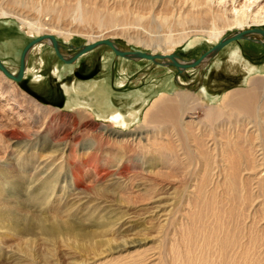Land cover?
Segmentation results:
<instances>
[{
	"label": "rangeland",
	"instance_id": "rangeland-1",
	"mask_svg": "<svg viewBox=\"0 0 264 264\" xmlns=\"http://www.w3.org/2000/svg\"><path fill=\"white\" fill-rule=\"evenodd\" d=\"M245 4L213 2L228 17L232 5ZM249 8L248 14L260 13L264 0ZM68 12L49 8L40 15L71 33L53 36L63 58L98 36L112 39L118 51L152 53L151 40L177 32L159 19L102 27ZM248 28L264 25L228 27L221 36ZM36 38L16 19H0V61L10 72H17L23 48ZM251 38L227 43L197 68L176 67L166 58L118 56L107 45L65 62L49 44L28 53L19 82L0 71V212L6 215L0 219V264H264V37ZM215 44L194 38L170 54L195 60ZM234 47L242 51L239 60L233 59ZM248 64L253 72L247 73ZM74 80L78 91L66 93ZM88 82L95 83L89 95ZM202 86L208 89L204 102ZM211 94H226L227 100L215 102ZM108 97L115 110L106 109ZM125 97L136 101L138 114L124 126L113 125L111 114L131 111L121 101ZM70 101L111 114L94 120L68 107ZM14 135L24 143L30 139L25 151L14 147ZM63 136L69 143L63 158L48 157L35 140ZM87 141L97 144L93 159L111 153L106 163L78 162V146ZM73 161L82 166L83 199L69 183L67 164ZM117 167L126 169L119 178L96 179L97 169ZM50 175L59 176L53 195L31 194L30 185Z\"/></svg>",
	"mask_w": 264,
	"mask_h": 264
},
{
	"label": "bare ground",
	"instance_id": "bare-ground-1",
	"mask_svg": "<svg viewBox=\"0 0 264 264\" xmlns=\"http://www.w3.org/2000/svg\"><path fill=\"white\" fill-rule=\"evenodd\" d=\"M214 1L215 0H0V19L14 18L17 20V22H19L22 26H24L28 30L29 33L38 35V37L41 38V40L35 43L34 45H32V47H30V49L26 53V56L24 59V66H25L24 71L25 69L26 70L28 69V67H26V60L28 57V53L33 49L35 45H40V46L49 45L52 43L50 40V36H54L57 34L64 35L66 38L71 36L70 32L68 31L64 32V30H62L61 28H56L54 25H51L52 18L51 19L41 18L40 15H42L43 11H48L49 8H64V11L66 13H69L68 10L69 8H71V12H70L71 16H74L75 19L83 20V21L84 20L94 21V23H96L97 26H102V27H110L113 25H122V27H125L127 24H137V23L139 24L143 20L148 21L150 19L154 21L156 19H159L161 24H163L164 26L166 25L168 29H170L171 27H175L177 32L173 37L171 36V34H169L163 39L158 38L156 41L151 40L150 42H154V44H151L153 51L152 53H149V54L159 55V54H156V51L159 49V50H162L163 52L162 55L164 56L173 55V59H169V58H166V59L174 60L181 65H185L192 60L185 61L184 59L177 56L175 53L170 54V52H172V50L176 46H179L181 44L190 46L191 42L194 41V38H202V37H208L212 41H217L218 43L220 40L226 38V37L223 38L221 35L225 31V29L228 27L229 28L231 27L241 28L245 25H249L250 22L255 25H264V10L261 9L260 13L258 14H255L252 12L250 13V11H249V14L247 13L248 10H251L249 7L253 4L255 0H248V4L242 5L239 9H236V7L232 5V7L230 8L232 12L230 17L225 15L224 12L226 10L221 11V10H218V8L216 9V7L213 5ZM235 1L236 0H234V2ZM96 8L97 10H95ZM230 10H228V12ZM32 11L34 12L33 13L34 15H32L31 13ZM131 18L133 19L131 20ZM50 22L51 24H49ZM250 29L252 28L239 31V32H246L245 38H242V39H248V38H251V36L254 34H259L256 32L253 33L251 31L250 32L247 31ZM262 36L264 37V35ZM98 37H99L98 39L99 41L106 40V39L110 40L113 46V48L110 46L112 51H114V49L116 50L119 49L117 44L112 39L108 37H100V36ZM99 41H96V42H99ZM90 44H93V43H90ZM90 44H86V45H90ZM102 45H106V44H102ZM58 48H59V45H58ZM215 53L216 51L209 52L200 61L199 64L193 67L197 68V67L204 65L206 59ZM122 57H125V56H122ZM64 58H66V60L69 59L68 56H64ZM241 58L242 56L239 52L236 51L233 54V59L239 60ZM74 61L75 60H72L71 62H74ZM181 67L183 68L184 66H181ZM247 69L248 71L252 70V68H247ZM82 86L84 85L82 84ZM69 87L71 88V86ZM65 88H67V86H65ZM74 88H76L75 85H74ZM199 93L201 97H203L201 98V102H204L205 101L204 98L206 97L204 87H202L199 90ZM164 94H165L164 92H161L159 94V97L163 96ZM138 96L139 95L137 94V95H134L133 97L137 98ZM226 96H227L226 94H223L220 101L222 99L224 100ZM184 98H185V94L180 95L177 99L178 104L183 103L185 101ZM148 111H149V108L146 110L145 116L149 114ZM82 113L83 115L85 114V115L90 116V113H88L86 110H83ZM137 114H138V111L136 110L129 111L126 114V116H123L121 112H115L111 114L112 116H110L108 120L113 125L119 124L121 126H124V123L128 119L134 120ZM11 138L14 139L15 141L14 147L16 149L22 150L23 152L28 148V144H29L28 141L30 140L29 138L26 140L27 141L26 143L21 141V138L16 135L12 136ZM36 139L41 140L39 147H41V145L42 146L44 145L45 149L48 152V157L59 156L58 158H63L62 156H64L66 152L65 148L69 144L66 136L52 137V138H47V139L35 138V140ZM81 145H85V146L80 147ZM78 148H79L77 150L78 162L81 165L83 163H87V164L89 163V165L92 164L94 166V164L98 165L99 161L102 163L103 162L106 163L107 158H110L111 156V153L108 152L104 156H101L100 159L97 156L95 157V159H93L94 149L97 148V144L91 141L80 143ZM41 163L45 164L44 161H42ZM79 163L74 162V161L68 162L67 166L69 169L68 170L69 180L71 181L69 183H72L79 189V190H76L74 194L79 196L80 199L81 198L83 199V198L88 197V195L84 190L87 188L83 187L82 188L83 190L80 189L81 184L79 181V173L82 171V166H80ZM113 171L114 172H112V170L107 169V168L97 169L95 171L96 179L100 181L110 175L119 178L126 172V169L125 168L121 169L117 167ZM57 176L58 175H55V176L50 175L48 177L46 176L47 178L45 180H42V177H38L37 179L38 181L36 182V184L30 185V188L32 189L31 194L32 193L34 194L35 191L36 193H39V191H42V192L44 191L45 193L48 194V196L53 195L52 193L49 194V191H51L53 187L56 185L58 177H59ZM161 206L156 207V208H161ZM39 209H42V207H40ZM160 210L161 209L157 210L156 212L159 213ZM113 215L114 213H110L106 219L110 218ZM162 215L163 213H159L157 216L159 217ZM4 218H6L5 213L0 212V219H4ZM108 222H111V221H107V223ZM49 228H50V231H52L53 226L48 227L46 229L48 230ZM70 230H71V227H67L63 229V231H70ZM25 231H28V230H25ZM124 246L125 244H123L122 246H116L114 247V249L120 250Z\"/></svg>",
	"mask_w": 264,
	"mask_h": 264
},
{
	"label": "water",
	"instance_id": "water-1",
	"mask_svg": "<svg viewBox=\"0 0 264 264\" xmlns=\"http://www.w3.org/2000/svg\"><path fill=\"white\" fill-rule=\"evenodd\" d=\"M247 31H251L253 33H259L261 35H264V30L261 28H252L250 30ZM245 33L246 32H237L229 37H226L222 40H220L215 46H213L210 50L204 51L199 58L192 60L190 62H188L187 64L183 65V68H187V67H193L196 66L197 64L200 63V61L209 53L212 51H217L219 50L221 47H223L224 45H226L227 43L233 41V40H237V39H242L245 38ZM41 40V38H36L33 41L29 42L27 45H25V47L23 48L21 55H20V60H19V68L17 70V72L15 74L11 73L10 71H8V69L4 66V64L0 61V71L8 78H10L12 81L14 82H19L23 76H24V59L26 56V53L28 52V50L30 49V47H32V45H34L35 43L39 42ZM50 40H51V44L55 50L56 55L64 60L65 62H71L72 60H76L80 55L90 51L91 49L102 45V44H106L109 45L113 48L112 43L110 42V40H102L99 42H95L93 44L90 45H83L77 52H75L74 54H72V56L65 60L62 56V54L59 52L58 49V43L56 41V39L53 36H50ZM115 54L120 55V56H126L129 54H134L136 55V57L138 58H145V59H149V60H155L156 58L158 59H165V58H169V59H173V55H152L149 53H145V52H141V51H133V52H129V51H118L116 49H114ZM174 65L177 67L180 64H178L177 62H174Z\"/></svg>",
	"mask_w": 264,
	"mask_h": 264
},
{
	"label": "crops",
	"instance_id": "crops-1",
	"mask_svg": "<svg viewBox=\"0 0 264 264\" xmlns=\"http://www.w3.org/2000/svg\"><path fill=\"white\" fill-rule=\"evenodd\" d=\"M257 50H258V48H257ZM233 51H237V52H239L240 54H241V56H243V54H242V51L240 50V48L239 47H234L233 48ZM67 65H65V68L67 69L68 67H66ZM69 66V65H68ZM248 66H251V68H252V65H250V64H248ZM253 69L254 68H252V70L251 71H247V73H250V72H253ZM243 82H245V80H243ZM86 84V83H85ZM74 85H75V80H74V82L70 85L71 86V88H69L68 90H64V88H63V90L66 92V93H76L77 91H78V89L77 88H74ZM93 85H95V83H91V82H88L87 84H86V87H87V91L88 92H86L88 95H89V93H92V91L93 90H90V89H88V88H90V86H93ZM100 85V84H99ZM85 87V86H84ZM85 87V88H86ZM202 87H204L205 88V90H206V92H208V89H207V87L206 86H202ZM201 87V88H202ZM77 89V90H76ZM211 96L213 97V98H215V100L217 99V101H215V102H218V101H220V99H221V97L222 96H220L219 94H217V95H212L211 94ZM102 98V97H101ZM106 102H108L109 103V106L106 108V109H109V110H115L118 106H116V107H114L113 105H112V103H111V101L109 100V97L107 98V99H104ZM122 103L123 104H126L127 102V104H129V108H131V110H137V108H135L134 107V104L136 103V101H133L132 103H130L129 101H126V97L125 98H123L122 100ZM81 102H83V101H81ZM211 102H214V101H211ZM68 105V107H73L74 108V110H86L88 113H90V116L93 118L94 117V120H103V121H106L104 118H105V116H107V115H110L111 114V112H108L107 114H105L104 112H102V110L100 109L101 107L99 106V108H95L94 106H93V104H85L84 102L82 103V104H80V105H74L73 104V102L72 101H70V103H68L67 104ZM122 107H123V105H122ZM125 109H126V107H123L122 108V112H124L125 111ZM105 114V115H104ZM125 114V113H124Z\"/></svg>",
	"mask_w": 264,
	"mask_h": 264
}]
</instances>
